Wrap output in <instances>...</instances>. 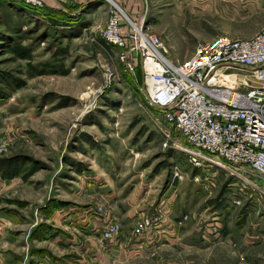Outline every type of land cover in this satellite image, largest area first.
Wrapping results in <instances>:
<instances>
[{
    "label": "rangeland",
    "instance_id": "374dc122",
    "mask_svg": "<svg viewBox=\"0 0 264 264\" xmlns=\"http://www.w3.org/2000/svg\"><path fill=\"white\" fill-rule=\"evenodd\" d=\"M41 1L42 7H31L0 0V209L28 210L43 200L46 211L102 191L116 201L152 206L153 212L130 219L137 234L145 217L159 215L162 223L159 210L183 217L180 238L199 236L208 244L182 252L176 264H264V199L227 173L196 168L182 152L164 147L142 69L128 72L104 40L106 2ZM116 1L127 16L128 6L142 14L144 28L161 39L175 63L190 58L199 43L251 38L264 27V0ZM220 73L225 77L218 86L225 88L229 74L249 78L242 68ZM251 87L264 83L251 77L236 90ZM209 180H215L211 187ZM67 186L74 197L62 195ZM171 196L170 206L162 204ZM111 199L91 201L113 219ZM214 213L234 234L215 239L207 232L217 228ZM110 224L121 231L116 221Z\"/></svg>",
    "mask_w": 264,
    "mask_h": 264
},
{
    "label": "built area",
    "instance_id": "2783aa9c",
    "mask_svg": "<svg viewBox=\"0 0 264 264\" xmlns=\"http://www.w3.org/2000/svg\"><path fill=\"white\" fill-rule=\"evenodd\" d=\"M42 7L41 0H13ZM108 17L103 37L119 51L128 72L141 68L148 105L158 112L154 124L171 147L196 168L225 172L243 189L264 199V87L246 91L218 86L220 70L242 68L264 83V27L253 37H216L199 43L193 55L173 62L161 39L144 28V19L129 18L116 0H104ZM217 82H210L212 79ZM3 146H0V155ZM211 187L215 180H209ZM161 216L145 217L138 231L158 226ZM119 232L108 225L105 240Z\"/></svg>",
    "mask_w": 264,
    "mask_h": 264
},
{
    "label": "crops",
    "instance_id": "0c3cea01",
    "mask_svg": "<svg viewBox=\"0 0 264 264\" xmlns=\"http://www.w3.org/2000/svg\"><path fill=\"white\" fill-rule=\"evenodd\" d=\"M140 2L141 0L139 4ZM123 3L125 0H122ZM248 4L255 3L249 0ZM127 10L130 13L128 16L133 20L141 16L140 12L135 14L129 6ZM183 180L175 178L173 182L177 181L179 184ZM2 182L4 181L0 180V186L3 185ZM83 182L85 187H92L94 184L91 180L84 179ZM174 183H171L170 189H174ZM74 193L67 186V191L62 195L70 196ZM82 196L80 204L69 200L70 204L51 206L46 211L42 210L44 205H39L43 200L29 205L28 210L12 207L0 209V264H176L183 256L182 252L192 248L204 249L205 244H208L199 243V236L191 238L192 242H188V238L181 239L182 230L177 224L183 217H177L169 210L157 211L163 214V221L159 226L137 234L133 232L134 226H129L130 219L138 218L137 214L140 218L153 212L150 209L152 206L149 208L142 202L133 203L131 200L116 201L102 191ZM107 198L115 203L111 208L113 219L109 214L106 218L98 212L97 205L92 203L94 200L102 203ZM171 199L172 196L167 202L162 201V204L170 206ZM219 215L221 216H216V213L211 215L213 226L217 228L211 227L207 231L215 239L234 234V230L228 228V223L225 226ZM112 221L120 224L121 231L113 240H105L104 232ZM201 233L203 235L202 230ZM259 234L263 235L264 231L259 230Z\"/></svg>",
    "mask_w": 264,
    "mask_h": 264
},
{
    "label": "bare ground",
    "instance_id": "6f19581e",
    "mask_svg": "<svg viewBox=\"0 0 264 264\" xmlns=\"http://www.w3.org/2000/svg\"><path fill=\"white\" fill-rule=\"evenodd\" d=\"M229 75H230L229 77H226L225 83H227L230 88L238 89V87H240V86L243 87L244 85L248 84V80H249V78H251L253 76V73L249 72V75H248L249 78H246V79H244V78L247 76H243L241 74H229ZM223 77H225V76H223ZM222 79H224V78H222ZM210 82L216 83L217 79L214 78Z\"/></svg>",
    "mask_w": 264,
    "mask_h": 264
},
{
    "label": "water",
    "instance_id": "95a60500",
    "mask_svg": "<svg viewBox=\"0 0 264 264\" xmlns=\"http://www.w3.org/2000/svg\"><path fill=\"white\" fill-rule=\"evenodd\" d=\"M94 1V0H93ZM95 1H97V0H95ZM99 6H101V4H99Z\"/></svg>",
    "mask_w": 264,
    "mask_h": 264
}]
</instances>
